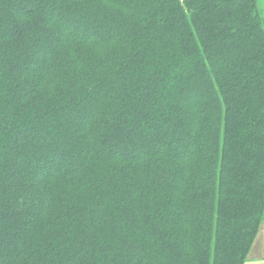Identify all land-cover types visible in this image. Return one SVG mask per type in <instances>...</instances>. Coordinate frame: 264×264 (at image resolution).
Here are the masks:
<instances>
[{"label":"trees","instance_id":"obj_1","mask_svg":"<svg viewBox=\"0 0 264 264\" xmlns=\"http://www.w3.org/2000/svg\"><path fill=\"white\" fill-rule=\"evenodd\" d=\"M263 211L259 0H0V264H244Z\"/></svg>","mask_w":264,"mask_h":264},{"label":"crops","instance_id":"obj_2","mask_svg":"<svg viewBox=\"0 0 264 264\" xmlns=\"http://www.w3.org/2000/svg\"><path fill=\"white\" fill-rule=\"evenodd\" d=\"M244 264H264V211L255 239Z\"/></svg>","mask_w":264,"mask_h":264},{"label":"rangeland","instance_id":"obj_3","mask_svg":"<svg viewBox=\"0 0 264 264\" xmlns=\"http://www.w3.org/2000/svg\"><path fill=\"white\" fill-rule=\"evenodd\" d=\"M259 5H260V8L263 9V14H264V0H259ZM90 35H93L92 33Z\"/></svg>","mask_w":264,"mask_h":264}]
</instances>
